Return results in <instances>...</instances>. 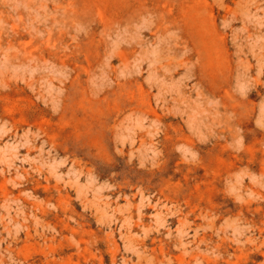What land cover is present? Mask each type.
Returning <instances> with one entry per match:
<instances>
[{"label": "rangeland", "instance_id": "rangeland-1", "mask_svg": "<svg viewBox=\"0 0 264 264\" xmlns=\"http://www.w3.org/2000/svg\"><path fill=\"white\" fill-rule=\"evenodd\" d=\"M0 264H264V0H0Z\"/></svg>", "mask_w": 264, "mask_h": 264}]
</instances>
